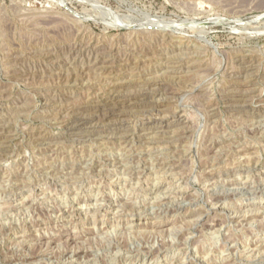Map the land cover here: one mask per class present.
<instances>
[{
    "label": "rangeland",
    "instance_id": "1",
    "mask_svg": "<svg viewBox=\"0 0 264 264\" xmlns=\"http://www.w3.org/2000/svg\"><path fill=\"white\" fill-rule=\"evenodd\" d=\"M195 252L264 264V0H0V264Z\"/></svg>",
    "mask_w": 264,
    "mask_h": 264
},
{
    "label": "bare ground",
    "instance_id": "2",
    "mask_svg": "<svg viewBox=\"0 0 264 264\" xmlns=\"http://www.w3.org/2000/svg\"><path fill=\"white\" fill-rule=\"evenodd\" d=\"M121 18V17H120ZM125 20V19H124ZM120 20H118V22H119ZM117 22V23H118ZM158 22V21H157ZM165 22V21H164ZM116 23V25H118ZM131 22L129 21V20H127V21H121L120 22V24H119V28H124V27H126V26H130L131 24H130ZM141 23V22H140ZM166 23H168V22H165L164 24H163V26H167V27H169L168 26V24H166ZM115 24V23H114ZM142 24V23H141ZM157 23H155V25H156ZM159 24H161V23H159ZM158 24V25H159ZM162 24H161V26H159V27H163L162 26ZM116 25H114L113 26V24L111 25V26H113V27H115ZM151 25V24H150ZM171 25V24H170ZM153 26V25H152ZM154 27V26H153ZM157 28H158V26H156ZM122 182V181H121ZM222 186V185H221ZM118 191V190H117ZM24 198V197H23ZM256 211V210H255ZM2 212V211H1ZM156 226V225H155ZM172 233V232H171ZM174 235V234H173ZM129 244V243H128ZM193 247V246H192ZM251 248V247H250ZM253 248V247H252ZM250 251H253V249H251ZM254 252V251H253ZM249 254V253H248ZM192 255V254H191ZM200 254L199 253H196L195 252V255H194V257H190L189 255L188 256H185L182 260H179L177 257V259L175 258V260L174 261H171L169 264H202V262H205L206 261V259H202L203 257H201V255L199 256ZM195 256H196V258H195ZM183 257V256H182ZM173 259V258H172ZM197 259V260H196ZM170 261V260H169ZM168 261V262H169ZM198 261H201V263L200 262H198ZM148 263V262H147ZM205 264H207V263H205Z\"/></svg>",
    "mask_w": 264,
    "mask_h": 264
}]
</instances>
